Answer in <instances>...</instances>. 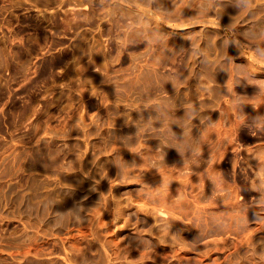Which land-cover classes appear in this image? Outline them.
Masks as SVG:
<instances>
[{
	"label": "rangeland",
	"instance_id": "rangeland-1",
	"mask_svg": "<svg viewBox=\"0 0 264 264\" xmlns=\"http://www.w3.org/2000/svg\"><path fill=\"white\" fill-rule=\"evenodd\" d=\"M99 8L0 0V264H264V209L240 192L264 150L240 132L239 104L264 108V82L236 86L247 46L205 75L190 21L175 56L122 51ZM224 23L195 30L221 60Z\"/></svg>",
	"mask_w": 264,
	"mask_h": 264
},
{
	"label": "clouds",
	"instance_id": "clouds-1",
	"mask_svg": "<svg viewBox=\"0 0 264 264\" xmlns=\"http://www.w3.org/2000/svg\"><path fill=\"white\" fill-rule=\"evenodd\" d=\"M100 12L106 22L116 25V45L122 51H135L141 46L149 47L153 55L161 53L165 56H175L183 46L169 48L168 41L175 34V28L181 22H189L186 35L188 40V55L198 60L208 71L214 70L223 64H234L236 58L241 57L247 46L250 56L245 57L248 62L256 66L257 70L237 77V87L253 88L252 93H239L241 96L253 97L260 95L258 85L248 86L247 80L253 79L264 82V0H99ZM231 30V36L222 40L221 44L227 50H235V57L225 55L220 57L211 53L212 41L208 47L201 48L203 40L195 35V30L202 32L208 28L221 26ZM191 29L192 31H189ZM140 41V43H137ZM223 72L224 69L220 68ZM227 74V73H225ZM167 83L173 85L174 80H182L178 72L169 73ZM250 109V111H248ZM259 105L241 102L239 112L242 117L240 132L249 136L253 141L264 139V111ZM252 165L248 161L244 167L248 173L247 188H241V193H248V203L253 208L264 209V150L255 152ZM252 221L260 222L256 211L252 212ZM247 222V218H246Z\"/></svg>",
	"mask_w": 264,
	"mask_h": 264
}]
</instances>
